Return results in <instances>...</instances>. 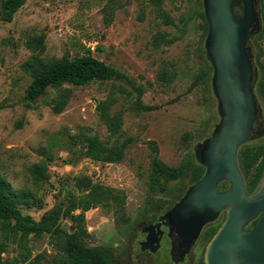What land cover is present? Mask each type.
<instances>
[{"label":"rangeland","instance_id":"1","mask_svg":"<svg viewBox=\"0 0 264 264\" xmlns=\"http://www.w3.org/2000/svg\"><path fill=\"white\" fill-rule=\"evenodd\" d=\"M201 9L203 0H29L11 22L0 24V174L13 193H22L16 198L24 214L40 219L57 207L66 231L78 232L89 246L109 247L121 264H175L167 237L157 252L141 253L140 222L163 214L190 185L184 173L166 189H152L154 158L187 173L195 145L220 118L212 75L199 79L210 63ZM252 40L261 54L260 79L264 33ZM89 50L125 78L52 86L27 104L33 68ZM256 93L264 111V97ZM66 95L62 112L55 113ZM106 99L112 100L107 113L122 118L117 133L103 117ZM139 100L150 108L139 107ZM93 135L109 145L128 139L124 157H86L85 139ZM50 152L54 159L47 161ZM42 161L50 178L36 183L30 168ZM69 209L84 220L65 215ZM8 243L3 256L17 257L18 244ZM205 245L202 240L191 251L195 262ZM28 246L34 264H68L57 237L31 235Z\"/></svg>","mask_w":264,"mask_h":264},{"label":"water","instance_id":"2","mask_svg":"<svg viewBox=\"0 0 264 264\" xmlns=\"http://www.w3.org/2000/svg\"><path fill=\"white\" fill-rule=\"evenodd\" d=\"M203 9L208 22L205 51L220 118L194 148L204 175L161 219L169 227L170 255L176 263L186 259L204 226L225 213L205 248V264H264V172L258 189L249 192L238 161L242 145L264 137L252 40L264 27L262 0H203ZM225 181L229 185L222 188ZM150 243V238L142 242V249L160 246V240Z\"/></svg>","mask_w":264,"mask_h":264},{"label":"trees","instance_id":"3","mask_svg":"<svg viewBox=\"0 0 264 264\" xmlns=\"http://www.w3.org/2000/svg\"><path fill=\"white\" fill-rule=\"evenodd\" d=\"M29 0H2L0 4V24L2 22H11L15 14ZM263 20H264V0ZM238 15L241 14V9H236ZM199 15L205 22V28L208 33V22L205 17L204 9L199 11ZM261 33H264V27ZM260 34V33H259ZM206 52V51H205ZM256 63L263 69L260 61V52H257ZM33 79L28 85L25 100L27 104L35 102L42 96L49 87L58 86L64 83H71L75 86H83L94 80H109L123 79L124 74L118 71L102 59L97 58L89 50L87 54L76 56L74 58L65 56L42 68H33ZM213 75V67L209 63V68L203 69L199 75L201 80H210ZM140 90V88H138ZM256 92L264 97V75L260 77L256 85ZM67 103V95L61 103L54 105L55 113L62 112ZM112 103L111 99H106L102 103L103 117L110 125L112 131L117 133L121 125V116H112L107 113V110ZM141 108L149 109V106L144 105L141 100L138 101ZM18 127L22 126L19 122ZM129 140L113 145L106 144L97 135H93L85 139L86 157L95 161L101 162H118L124 155L129 144ZM41 154H44L41 151ZM47 161L53 160V153H46ZM42 161L30 168L33 180L38 183L48 180L50 173L48 170V162ZM238 161L240 168L244 174L245 182L249 192L257 189L261 183L264 172V144L247 143L239 148ZM187 173L178 168H172L163 163L158 156L153 160V173L151 176L152 189H166L168 181L182 176L184 173L189 176V183L193 184L198 181L205 173L206 168L197 161L189 164ZM228 182L221 184L222 188L228 187ZM21 192H12V186L7 179L0 174V232L2 239L0 240V264H34L31 260V252L28 246V239L31 235L42 236L49 234L52 237H57L59 248L65 255V262L68 264H121L116 261L109 247L106 246H89L81 239V234L78 232L70 233L61 225L62 210L53 208L45 213L40 219H36L29 214H24L18 207V199ZM25 198V197H21ZM72 209H69L65 215H69L72 219L84 220L83 215L72 214ZM257 220L251 223L255 224ZM218 224H211V227L206 231L204 240L207 241L213 233H215ZM84 234L86 230H83ZM12 238L18 244L19 255L15 258H5L3 254L8 249V240ZM197 264H205L204 255L197 261Z\"/></svg>","mask_w":264,"mask_h":264},{"label":"flooded vegetation","instance_id":"4","mask_svg":"<svg viewBox=\"0 0 264 264\" xmlns=\"http://www.w3.org/2000/svg\"><path fill=\"white\" fill-rule=\"evenodd\" d=\"M238 8V7H237ZM236 8V9H237ZM264 138V137H263ZM262 138H260V139H257V140H254V141H251V142H248V143H254V142H257V141H259V140H261ZM247 144V143H246ZM245 145V144H244ZM238 154H239V152H238ZM245 178V177H244ZM191 185V184H190ZM189 185V186H190ZM188 186V187H189ZM259 186H260V184H259ZM258 186V187H259ZM258 187H257V189H258ZM256 189V190H257ZM255 190V191H256ZM254 192V191H253ZM175 204H173V206H174ZM173 206H171L167 211H165L163 214H160V215H158L157 217L156 216H153V217H145V218H143L142 220H141V222H140V226L142 227V229H141V231H142V233H143V235H144V240H142V241H139V247H140V250H141V253H147V252H151V253H155V252H157L160 248H161V246H162V241H163V239L165 238V237H167V239H168V242L170 243V249H171V239H170V237H169V227L167 226V224H166V222L164 221V220H162L161 219V217L166 213V212H168L170 209H172V207ZM224 215H225V213H224ZM225 217V216H224ZM224 220V219H223ZM222 220V221H223ZM222 221L221 222H219V223H217L218 224V226H217V229H216V231L218 230V228L220 227V225H221V223H222ZM215 223V222H214ZM211 224H213V223H209V224H207V225H205L204 226V228H203V230H202V232H201V234H200V237L198 238V240H197V242H196V244L192 247V250L193 249H195L198 245H199V243H201V241L202 240H204L203 238H204V236H205V234H206V231L211 227ZM253 225V224H252ZM216 231H215V233H216ZM215 233H213V235L215 234ZM213 235H211L210 237H209V239L206 241V245H205V248H206V246H207V244H208V242L211 240V238L213 237ZM148 238H150V241L152 242V243H150L151 245H156V240H160V246H159V248L156 250V251H152L150 248H148V249H145V250H143L142 249V242H145ZM191 250V251H192ZM169 252H170V250H169ZM171 256V255H170ZM137 257H139V254H137ZM172 260V259H171ZM173 261V260H172ZM174 262V261H173ZM175 264H183V263H189V264H197V262H195V260H194V258H192L191 257V252L187 255V257H186V259L184 260V261H182V262H179V263H176V262H174Z\"/></svg>","mask_w":264,"mask_h":264}]
</instances>
